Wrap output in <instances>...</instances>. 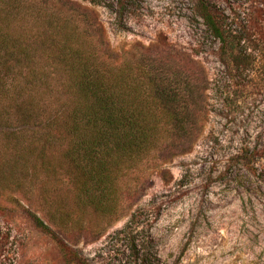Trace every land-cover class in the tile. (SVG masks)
Returning <instances> with one entry per match:
<instances>
[{
  "label": "trees",
  "instance_id": "obj_1",
  "mask_svg": "<svg viewBox=\"0 0 264 264\" xmlns=\"http://www.w3.org/2000/svg\"><path fill=\"white\" fill-rule=\"evenodd\" d=\"M53 1L0 0V187L67 262L87 264L53 229L99 233L129 212L149 170L191 148L203 84L164 55L132 48L114 56L93 16ZM196 2L219 59L238 68L236 46L254 31L242 36L212 1ZM258 10L247 8L249 23ZM75 214L88 219L79 224ZM3 245L0 228V256Z\"/></svg>",
  "mask_w": 264,
  "mask_h": 264
},
{
  "label": "rangeland",
  "instance_id": "obj_2",
  "mask_svg": "<svg viewBox=\"0 0 264 264\" xmlns=\"http://www.w3.org/2000/svg\"><path fill=\"white\" fill-rule=\"evenodd\" d=\"M209 1L240 35L254 31L253 41L236 46V69L219 59L196 0L53 1L93 16L114 56L132 48L164 55L186 62L203 84L191 148L149 170L129 212L99 233L53 229L87 264H264V0ZM252 4L256 24L248 21L253 9L246 14ZM9 189L0 187V264H79L67 262L53 237L7 199ZM75 216L79 224L88 219Z\"/></svg>",
  "mask_w": 264,
  "mask_h": 264
}]
</instances>
